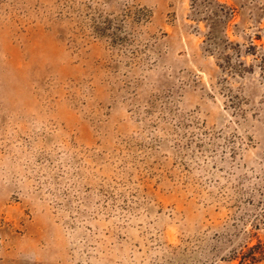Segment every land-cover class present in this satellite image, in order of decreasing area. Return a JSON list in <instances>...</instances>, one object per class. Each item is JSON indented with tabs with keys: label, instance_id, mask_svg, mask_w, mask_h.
I'll return each instance as SVG.
<instances>
[{
	"label": "rangeland",
	"instance_id": "rangeland-1",
	"mask_svg": "<svg viewBox=\"0 0 264 264\" xmlns=\"http://www.w3.org/2000/svg\"><path fill=\"white\" fill-rule=\"evenodd\" d=\"M263 58L264 0H0V264H240Z\"/></svg>",
	"mask_w": 264,
	"mask_h": 264
},
{
	"label": "trees",
	"instance_id": "trees-1",
	"mask_svg": "<svg viewBox=\"0 0 264 264\" xmlns=\"http://www.w3.org/2000/svg\"><path fill=\"white\" fill-rule=\"evenodd\" d=\"M256 47L249 43V46L244 50V54L248 56L256 55ZM262 66L264 67V58L261 59ZM257 214L252 216L250 221V230L243 238L238 246L237 251L232 252L235 258L238 259L240 264H254L264 260V239L256 236V231L259 225L264 226V191L260 199L256 202Z\"/></svg>",
	"mask_w": 264,
	"mask_h": 264
}]
</instances>
